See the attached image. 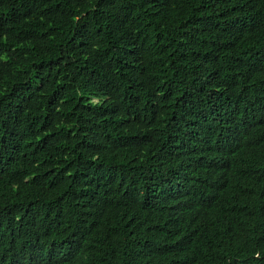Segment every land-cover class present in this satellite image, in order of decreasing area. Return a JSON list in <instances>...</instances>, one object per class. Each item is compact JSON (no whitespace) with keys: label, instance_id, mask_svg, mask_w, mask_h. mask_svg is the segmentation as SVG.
<instances>
[{"label":"trees","instance_id":"trees-1","mask_svg":"<svg viewBox=\"0 0 264 264\" xmlns=\"http://www.w3.org/2000/svg\"><path fill=\"white\" fill-rule=\"evenodd\" d=\"M0 264H264V0H0Z\"/></svg>","mask_w":264,"mask_h":264}]
</instances>
